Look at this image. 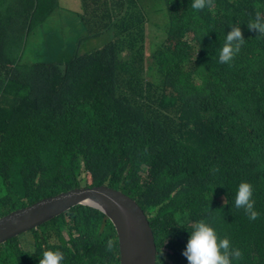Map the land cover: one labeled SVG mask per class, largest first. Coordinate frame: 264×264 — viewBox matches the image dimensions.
Instances as JSON below:
<instances>
[{
    "label": "trees",
    "instance_id": "trees-1",
    "mask_svg": "<svg viewBox=\"0 0 264 264\" xmlns=\"http://www.w3.org/2000/svg\"><path fill=\"white\" fill-rule=\"evenodd\" d=\"M65 1L0 0V218L106 186L143 208L158 264H188L201 219L241 251L236 264H264V34L247 26L264 0L199 12L191 0ZM235 25L245 42L219 63ZM241 182L255 220L234 206ZM47 250L121 264L113 223L86 206L1 246L0 264Z\"/></svg>",
    "mask_w": 264,
    "mask_h": 264
},
{
    "label": "water",
    "instance_id": "water-1",
    "mask_svg": "<svg viewBox=\"0 0 264 264\" xmlns=\"http://www.w3.org/2000/svg\"><path fill=\"white\" fill-rule=\"evenodd\" d=\"M78 206L98 210L113 223L119 238L121 264H157L153 228L145 211L131 197L106 186L78 188L0 218V247Z\"/></svg>",
    "mask_w": 264,
    "mask_h": 264
},
{
    "label": "clouds",
    "instance_id": "clouds-1",
    "mask_svg": "<svg viewBox=\"0 0 264 264\" xmlns=\"http://www.w3.org/2000/svg\"><path fill=\"white\" fill-rule=\"evenodd\" d=\"M210 4L211 0H191L190 6L192 10L199 12ZM247 26L249 30H256L260 36L264 34V19L259 13ZM230 27L231 31L226 34L224 43L218 52V62L222 64L230 63L239 54L245 42L240 27L236 25ZM254 204L252 186L247 182H241L235 191L234 206L243 208L249 219L255 220L259 213L254 210ZM183 256L186 257L188 264H236L241 257V251L233 247L227 237L221 238L214 227L201 219L196 221L191 228ZM63 261L64 254L59 250L44 251L42 257H39V264H63Z\"/></svg>",
    "mask_w": 264,
    "mask_h": 264
},
{
    "label": "rangeland",
    "instance_id": "rangeland-1",
    "mask_svg": "<svg viewBox=\"0 0 264 264\" xmlns=\"http://www.w3.org/2000/svg\"><path fill=\"white\" fill-rule=\"evenodd\" d=\"M64 4H66V1H65V0H62V5H64ZM155 19H156L157 21H159V22H162V21H163V16L160 15V14H155ZM151 35L155 36L154 34H151ZM154 45H155V44H154ZM38 51H39V52L42 51L41 48H39ZM148 52H149V51H148ZM26 237H28V236H26ZM67 239H68V237H67ZM22 244L26 245V239H23Z\"/></svg>",
    "mask_w": 264,
    "mask_h": 264
}]
</instances>
